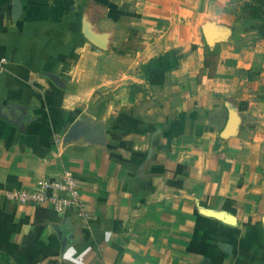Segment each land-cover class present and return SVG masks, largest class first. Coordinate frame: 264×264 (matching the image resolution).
<instances>
[{
	"label": "crops",
	"instance_id": "crops-1",
	"mask_svg": "<svg viewBox=\"0 0 264 264\" xmlns=\"http://www.w3.org/2000/svg\"><path fill=\"white\" fill-rule=\"evenodd\" d=\"M226 2L0 0V264H264V37ZM63 169L81 214L3 193Z\"/></svg>",
	"mask_w": 264,
	"mask_h": 264
},
{
	"label": "built area",
	"instance_id": "built-area-1",
	"mask_svg": "<svg viewBox=\"0 0 264 264\" xmlns=\"http://www.w3.org/2000/svg\"><path fill=\"white\" fill-rule=\"evenodd\" d=\"M5 63L0 55V72ZM4 195L17 203L43 204L56 212L63 211L68 206H76L82 213L80 186L75 176L68 169H63L56 176L39 177L32 188L10 187L4 190Z\"/></svg>",
	"mask_w": 264,
	"mask_h": 264
},
{
	"label": "water",
	"instance_id": "water-1",
	"mask_svg": "<svg viewBox=\"0 0 264 264\" xmlns=\"http://www.w3.org/2000/svg\"><path fill=\"white\" fill-rule=\"evenodd\" d=\"M87 25H88L87 22L85 20H83V22H82V32H83V34L91 42L95 43L99 47H103L102 42L99 41V40H96V38L94 37V34H92L89 31ZM201 31H202L203 38H204L205 42L208 43V44H211L215 40L223 37V34H224L225 30L222 27H214L211 23H209L208 21H205L202 24ZM76 123H77L76 121L73 122L71 124V126L66 130L65 135H64V140L72 139L75 136V133H76V130H77ZM236 124H237L236 113H235V111L233 109L229 108L226 125H225L222 133L223 134L229 133L230 131H232V129L235 128Z\"/></svg>",
	"mask_w": 264,
	"mask_h": 264
},
{
	"label": "trees",
	"instance_id": "trees-1",
	"mask_svg": "<svg viewBox=\"0 0 264 264\" xmlns=\"http://www.w3.org/2000/svg\"><path fill=\"white\" fill-rule=\"evenodd\" d=\"M242 6L247 9L249 17L258 21L248 27L254 29L258 36L264 37V0H243Z\"/></svg>",
	"mask_w": 264,
	"mask_h": 264
},
{
	"label": "rangeland",
	"instance_id": "rangeland-1",
	"mask_svg": "<svg viewBox=\"0 0 264 264\" xmlns=\"http://www.w3.org/2000/svg\"><path fill=\"white\" fill-rule=\"evenodd\" d=\"M243 0H227L222 10L229 14L233 20H240L244 28H249L248 25L254 24L257 19L251 18L248 15V11L242 6Z\"/></svg>",
	"mask_w": 264,
	"mask_h": 264
}]
</instances>
